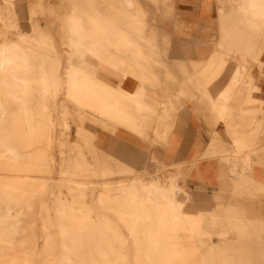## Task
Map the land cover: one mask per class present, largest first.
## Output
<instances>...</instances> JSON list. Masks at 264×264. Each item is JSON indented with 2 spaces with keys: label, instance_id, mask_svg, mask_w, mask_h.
Wrapping results in <instances>:
<instances>
[{
  "label": "rangeland",
  "instance_id": "374dc122",
  "mask_svg": "<svg viewBox=\"0 0 264 264\" xmlns=\"http://www.w3.org/2000/svg\"><path fill=\"white\" fill-rule=\"evenodd\" d=\"M247 1L217 0L215 41L203 47L200 39L171 43L179 18L175 0H138L129 8L110 0H0V32L18 43L7 69H0V264H264V220L249 219V213L241 218L239 209L232 210L235 193L215 198L183 179L179 157L170 164L164 156L174 144L169 137L177 111L191 107L182 105L179 89L190 80L202 88L205 75L189 76V68H209L219 52L228 64L240 57L237 62L253 73L246 82L259 87L253 96L264 100V21L251 16ZM90 16L114 41L124 39L126 49H135L144 67L93 34L86 40L99 47L95 65L80 58L75 22ZM28 39L49 44L54 57L42 63L21 44ZM197 47L213 54L202 63L186 59L196 57ZM43 73L54 85L53 114L41 108ZM132 87L145 89L142 105L129 95ZM258 104L264 105H250ZM145 174L162 181L175 177L189 193L194 214L187 224L177 228L176 212L170 213L171 226L161 223L163 200L137 192ZM176 198L187 204L183 194ZM237 221L249 227L248 239H238ZM174 230L158 256L157 237Z\"/></svg>",
  "mask_w": 264,
  "mask_h": 264
},
{
  "label": "crops",
  "instance_id": "0c3cea01",
  "mask_svg": "<svg viewBox=\"0 0 264 264\" xmlns=\"http://www.w3.org/2000/svg\"><path fill=\"white\" fill-rule=\"evenodd\" d=\"M110 1L115 6L128 7L137 3L138 0ZM175 2L179 18L174 25L176 35L172 36V44L185 43L189 45L190 42L200 39L203 41L201 45L204 47L211 41H215L218 27V23H215L219 5L217 0H175ZM247 4L251 16L264 21L262 15L264 13V0H248ZM123 11L125 12L126 9H123ZM240 12H242L241 7L238 9V13ZM138 13L140 16L145 17L142 10ZM125 17L123 15V18ZM134 18L135 15L131 19L133 24V20H136ZM76 20L75 25L78 26H76L77 31L75 30L77 40L74 43V48L80 58L83 57L92 66L95 65L83 53L88 51L93 57L98 53L99 47L93 44L94 42L86 40L89 34H93L99 37L100 42L114 43L115 48L122 51V53H130V59H132L134 65L144 67L139 60L138 52L130 47L131 50L126 49L124 39L114 41L110 38V32L97 18L90 16L88 21L83 18ZM79 20L80 22H78ZM26 42L27 44L33 43L35 48L42 47L44 50L50 51L51 58L54 57L52 48L46 42L40 40L35 42L34 39H28ZM21 44L24 45L26 51L33 52V49L28 48L23 41ZM198 49L199 47H197ZM207 54L198 50L196 57L186 56V59H197L202 63L205 58L213 53L208 51ZM172 55H174L173 51H171V59L173 60ZM181 57L184 59L183 54ZM262 58H264V53L261 56ZM214 59H217V61L211 63V69L208 67L206 69L196 68L194 70L197 73L193 72L192 68L187 71L189 76L205 75L204 77L201 76L203 78L202 88L200 89L197 84L193 83V80L189 79L191 82H188L183 89H179V91H183L182 105L184 101H188L191 107L188 106L184 112L179 114L177 111L169 137L170 141H174V144L171 145L169 151H164V156L167 157L166 160L170 164L177 162L179 157L183 163L181 170L183 179L188 180L195 187L211 190L214 192L215 198L218 195L235 193L233 205L234 207L236 205L237 208L233 207L232 210L239 209L242 214L241 218H246V213H249V219L264 220V200L262 201L257 196L259 193L264 194V105L260 106L258 104L260 108L256 105H250L252 103L264 104V100L253 96L255 92H258L259 87L246 82L253 73L250 67H243L242 62H237L240 57H232L233 62L228 64L225 53L219 52L214 55ZM235 64L236 67H234ZM214 70L215 72H213ZM90 75L96 76L92 71ZM121 78L125 81L128 78V72H123ZM132 90L134 91V87L130 89L129 95L133 96V99H136L139 105H142L145 89L142 88L137 92L142 93L143 98L136 96ZM200 116L203 117L202 120H200ZM98 137L104 143L111 139L108 138L107 134H101V132L98 133ZM144 182L154 184L152 190L155 191V188H157L158 193L154 194L153 197H160L163 203L165 202L164 197L172 192L171 187L176 183L175 177L162 181L159 177L148 178L146 174ZM177 195L174 194L175 203H178ZM186 195L189 202L188 207L192 212L191 197L188 192H186ZM248 228L242 221L235 223L239 240L249 238L250 231ZM231 248H235L234 242L231 243Z\"/></svg>",
  "mask_w": 264,
  "mask_h": 264
},
{
  "label": "bare ground",
  "instance_id": "6f19581e",
  "mask_svg": "<svg viewBox=\"0 0 264 264\" xmlns=\"http://www.w3.org/2000/svg\"><path fill=\"white\" fill-rule=\"evenodd\" d=\"M75 21V20H74ZM77 21V20H76ZM80 22V20L78 21ZM77 22V23H78ZM6 24V23H5ZM82 24V23H81ZM9 26V25H8ZM78 26V25H76ZM19 27V26H18ZM79 28V27H78ZM12 30V29H11ZM13 30L15 31V33L17 34V32L19 31L18 29L15 28V26L13 27ZM69 30V29H68ZM76 29L74 28V31ZM77 31V30H76ZM83 31V29H82ZM80 30V32H82ZM79 32V30H78ZM19 34V33H18ZM77 34V33H76ZM86 35V34H85ZM16 36V35H15ZM77 36V35H76ZM19 37V36H18ZM23 35H21L20 38H22ZM19 38V39H20ZM84 40V39H83ZM0 69L1 71H4L7 69V65H8V61L10 59V53L12 54V52H15L16 50V45H18V43L14 42L13 41V37L11 38L8 34L7 31H4V32H0ZM24 44H26V46L28 48H30L31 50L33 49V52L35 55H37L42 61V63H45L47 64V60H50L51 59V52L48 51V50H44L42 47L40 48H35L34 47V44L32 43H28L26 41H23ZM80 42V41H79ZM81 43V42H80ZM79 43V44H80ZM87 43V42H86ZM78 44V43H77ZM78 44V45H79ZM95 44V43H93ZM84 45V44H83ZM90 45V44H89ZM81 46V45H80ZM87 46V45H86ZM82 47V46H81ZM91 48V47H90ZM85 49V48H84ZM93 49V48H92ZM95 49V48H94ZM91 52V51H90ZM89 59L92 60V62H94L93 60V56L88 52V51H84L83 52ZM207 55V54H206ZM200 56V55H199ZM95 63V62H94ZM221 63V62H220ZM224 64V63H223ZM43 65V64H42ZM213 67V65H212ZM210 68V67H209ZM211 69V68H210ZM209 70V69H208ZM207 70V71H208ZM218 71V69H217ZM215 72V70L213 71ZM212 72V73H213ZM47 77V74L43 73L41 75L42 78H45ZM209 77V76H207ZM206 77V78H207ZM214 77V76H213ZM216 77V75H215ZM208 80V79H207ZM41 82V81H40ZM211 82V81H209ZM46 83V84H45ZM45 86L43 87V83H41V91H40V96H41V108H43L44 112L43 113H46V111L48 110L50 112V114L52 113L53 114V111L51 110V99L53 98V94H54V85L52 83V80L50 78V76L47 77L46 81H45ZM210 85V84H208ZM136 96H139V97H142L143 98V94L142 93H135ZM50 104V105H49ZM40 106V105H39ZM4 105L3 103L0 101V123L2 124L3 123V114H4ZM66 116V115H65ZM68 117V116H67ZM49 120V119H48ZM4 127V126H3ZM69 118L65 119V122H64V129H69ZM1 128V127H0ZM47 129V128H46ZM6 132V130L4 131ZM45 132V131H44ZM46 133V132H45ZM43 133V137H44V134ZM1 136V135H0ZM45 139V138H44ZM14 142V140H13ZM11 148V147H10ZM8 154H10L11 156L14 155V152L13 150H9L8 151ZM14 159H15V156H14ZM108 169H111V168H108ZM174 180V179H173ZM154 187V184L152 182L150 183H147V182H144L141 187L137 190L138 192V195L142 196V195H145L147 199H149V201H152V196L156 193H158L157 191V188H155V191L152 190V188ZM172 192H170V194H168L167 196H165V202H164V208L162 209V212H161V215H160V220H162L161 223H163V225L165 224H170L171 226V221H170V213L171 212H176L178 213L179 215H176V218L178 219H181V221H176L174 224L177 225V228L178 227H181L183 226V224H187V223H184L185 219H187L188 216H191L192 215V212L191 210L189 209L188 205H189V202H188V198H187V195H186V192L181 189L176 183H174L172 185ZM169 190H170V187H169ZM174 194H183L185 196V199L187 200V204L185 205H180L179 203H175V196ZM60 202V201H59ZM62 206V205H61ZM64 211V210H63ZM164 214V216H163ZM66 221V220H65ZM63 222V220H62ZM60 225H63V224H60ZM65 226V225H64ZM41 227V226H40ZM165 227L161 226L159 229L160 232H163ZM67 230V234H70V232H68V228L66 229ZM62 231V230H61ZM171 235L166 237L165 239H159L157 237V243H158V250L160 251L159 252V255L158 256H162L164 251L167 250L169 244H170V241H171V237H173V234L175 233V230L174 231H171ZM63 236V235H62ZM156 238L153 240L155 241ZM70 241V240H69ZM156 257V256H155ZM157 258V257H156ZM156 260V259H155Z\"/></svg>",
  "mask_w": 264,
  "mask_h": 264
}]
</instances>
